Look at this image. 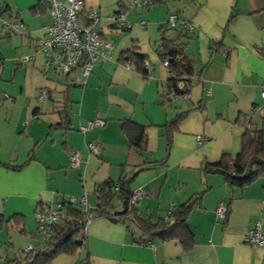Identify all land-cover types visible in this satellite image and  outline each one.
<instances>
[{"label":"crops","instance_id":"1","mask_svg":"<svg viewBox=\"0 0 264 264\" xmlns=\"http://www.w3.org/2000/svg\"><path fill=\"white\" fill-rule=\"evenodd\" d=\"M152 2L85 0L83 15L99 12V34L115 50L83 80L77 70L57 75L47 69L40 53L23 62L22 56L33 53L40 27L50 22L47 7L33 12L38 0H0V163L21 166H0V218L6 221L0 229V264L33 245L39 207L83 196L96 205L102 182L137 170L130 188L138 193L134 207L143 219L166 218L173 205L202 193L187 219L193 246L184 250L178 240L157 238L142 242L146 235L133 222L97 216L87 226L83 246L55 256L50 264H264V245L244 242L256 221L264 233V177L239 188L220 174L202 171L204 163L216 162L223 152L239 151L248 121L251 127L260 124L259 115L250 113L262 101L264 0ZM117 11L131 22L130 29L113 27L110 16ZM170 11L191 30L182 24L169 28ZM16 18L29 37L6 34L1 21ZM162 37L180 38L194 63L187 97L165 94L169 70L157 53ZM131 50L145 57L149 75L133 63L123 65ZM44 89L48 96L39 100ZM62 110L68 114L66 129L56 127ZM183 113L168 147L163 125ZM94 117L104 119V126L79 131ZM126 119L145 126L144 151L128 144L120 128ZM197 135L205 138L202 144ZM88 142L99 144L97 154L88 151ZM73 152L81 158L76 167L69 165ZM116 201L108 211L121 210ZM220 202L227 209L223 219L215 214ZM15 218L23 224L13 226Z\"/></svg>","mask_w":264,"mask_h":264},{"label":"trees","instance_id":"2","mask_svg":"<svg viewBox=\"0 0 264 264\" xmlns=\"http://www.w3.org/2000/svg\"><path fill=\"white\" fill-rule=\"evenodd\" d=\"M41 1L38 0V3L31 8L33 12L46 8ZM78 20L81 23L84 21L83 12L79 15ZM216 45L214 43L212 48L215 49ZM184 47L185 44L181 42L180 38L172 40L165 37L161 38L160 44L157 46V53L161 61L168 62L169 77L166 81L167 89L165 93L167 96L171 93L176 96H183L189 92V81L194 75V63L184 53ZM126 54L125 62L133 63L135 69L145 75L147 73V70L143 67L145 57L135 50H131ZM184 115V113L178 114L163 125L168 147L171 134ZM60 116L62 120L56 127L66 129L69 125L67 111L62 110ZM259 117L261 120L258 126L254 125L251 127L248 121L249 126H247L241 136L240 149L236 154L223 152L216 162L204 163L202 171L209 174H220L226 184L239 188L245 187L257 177H264V114L259 115ZM120 128L131 147L138 151H144L146 146L144 125H140L131 119H126L121 122ZM79 131L81 130L79 129ZM162 162H164V159ZM0 166L12 169L21 167L1 163ZM137 171L126 174L117 181H104L98 186L100 196L95 205L96 215L109 218L112 221L126 222L129 220L133 222L146 235L145 239L141 240L142 242L152 238L162 241L178 240L184 250L190 249L193 246V233L188 226L187 219L190 211L199 204L202 193L193 195L186 201L173 205L166 218H159L154 222L150 219H143L139 217L135 207L129 204L132 195L130 184L135 178ZM116 185H118L117 189H115ZM114 199L120 200L121 210L110 212L107 210V206ZM16 218L12 221L13 226L15 224H23V220L22 222H17ZM83 218L82 211L77 204L63 205L61 219L58 225L54 226L52 235L48 240H42L37 236L38 240L34 238L32 249L29 252H20L18 257L5 259L2 264H50L52 259L59 254L75 253L84 243V234H81L78 239L74 238L75 235L80 234V222ZM4 223L6 221L0 218V229ZM19 232L24 234L25 231L23 228H19Z\"/></svg>","mask_w":264,"mask_h":264},{"label":"built area","instance_id":"3","mask_svg":"<svg viewBox=\"0 0 264 264\" xmlns=\"http://www.w3.org/2000/svg\"><path fill=\"white\" fill-rule=\"evenodd\" d=\"M47 7L50 22L40 27L41 35L32 42L33 53L22 56L23 62H28L34 59L36 53L43 55L45 66L52 70L57 75H68L74 70L78 71L81 79L85 80L91 73L93 66L104 60L113 58L114 45L105 39H102L97 29L96 23L99 20V12L97 10L85 11L84 21L79 22V15L84 10L85 0H43ZM133 5H150L152 0H132ZM113 27L118 30H128L132 24L126 18L123 12L117 11L110 16ZM2 27L9 34L29 37V30L21 20L10 19L1 21ZM143 25V22H140ZM166 24L169 28H175L178 24H182L186 30H191V25L183 22L179 15L170 11L167 14ZM163 66L168 68V62L163 61ZM123 65L129 68L128 62ZM143 67L147 70L145 75H149L151 68L147 62H144ZM261 103L252 107L250 116L264 114V81L260 85ZM48 96L47 90H41L38 99L41 100ZM171 98L176 97L174 93L169 95ZM182 97H187V94ZM105 120L100 117H94L87 120L79 129L82 132L88 131L94 127H102ZM247 126L249 123L247 122ZM205 138L197 135L196 141L202 144ZM87 149L90 153L97 154L99 152V144L96 142H88ZM78 152H73L69 157V165L76 167L80 162ZM118 185L115 186V189ZM138 198V193L131 195L129 201L130 206H133ZM77 204L84 216L80 222V234L75 235L78 239L81 234L86 233L89 223L97 217L95 213V205L88 203L85 196L76 199L68 197L62 203H48L36 210L35 217L37 222L36 234L42 240H48L53 232V228L61 219L63 205ZM218 218L223 219L226 214L224 203L220 202L215 210ZM244 242L251 245H264V233L262 225L256 221L244 236ZM32 249V244H29L21 250V253L29 252Z\"/></svg>","mask_w":264,"mask_h":264},{"label":"rangeland","instance_id":"4","mask_svg":"<svg viewBox=\"0 0 264 264\" xmlns=\"http://www.w3.org/2000/svg\"><path fill=\"white\" fill-rule=\"evenodd\" d=\"M1 25H2V24H1ZM4 29H5V28H4ZM134 193H135V192H133L132 194H134ZM136 201H137V200H136ZM135 203H136V202H135ZM115 204H117L118 207H119V205H120L119 201H116ZM134 206H135V204H134L132 207H134ZM164 215H165V214H162L161 217H165V216H167V215H165V216H164ZM156 219H157V218H156ZM58 223H59V222H57L56 225H58ZM23 247H25V246H23Z\"/></svg>","mask_w":264,"mask_h":264}]
</instances>
